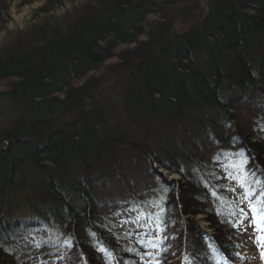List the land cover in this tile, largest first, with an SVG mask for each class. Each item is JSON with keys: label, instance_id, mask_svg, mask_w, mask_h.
<instances>
[{"label": "trees", "instance_id": "obj_1", "mask_svg": "<svg viewBox=\"0 0 264 264\" xmlns=\"http://www.w3.org/2000/svg\"><path fill=\"white\" fill-rule=\"evenodd\" d=\"M42 1L0 49V82L13 80L0 90V264L66 262L46 253L54 221L86 245L99 231L94 260L110 246L107 261H159L161 238L138 256L101 208L159 224L164 264L172 245L174 264H216L236 229L218 209L224 173L238 166L264 191V0H90L62 15L64 0Z\"/></svg>", "mask_w": 264, "mask_h": 264}, {"label": "rangeland", "instance_id": "obj_2", "mask_svg": "<svg viewBox=\"0 0 264 264\" xmlns=\"http://www.w3.org/2000/svg\"><path fill=\"white\" fill-rule=\"evenodd\" d=\"M90 0H73V2H69L68 0H64V3L62 6H58L55 10V13L57 15H62L64 14L68 9L71 8H75L76 6L80 5V4H85L86 2H88ZM5 4V6H7V11H8V19L7 22L4 26L3 29L0 30V49L2 48V46L6 43L7 38H9V36L16 34L17 32H21L23 31L26 26L32 21V16L34 11L43 3L42 0H38V1H34L30 4H22L21 0H3ZM4 6V7H5ZM73 6V7H72ZM129 47L131 48L132 45H121L119 47L116 48L115 52H119L122 49ZM116 62V58H110L105 62V65H109ZM101 70H98L96 72H92L90 73V75L92 74H98L100 73ZM13 81V80H8V81H4V82H0V90L5 89L8 84ZM79 83L78 81L74 82V84ZM247 118H245L246 120ZM163 175H165L167 177L168 180H177L179 179V175L175 174V173H170L164 169L160 170ZM246 174L243 175H239L238 177H242ZM233 180L235 181V179L233 178ZM240 182H242V179H239ZM255 200V199H253ZM113 208V207H112ZM240 208H244L245 211L247 212V202H239L238 204V212L240 214ZM111 211V209H110ZM110 211H106V210H102V208L100 210L96 209L95 213H96V219H100L101 215L105 214V213H110ZM113 212H115L114 210L111 211V214H113ZM242 219L241 221L239 220V234H237L236 230H231V234L228 233V237H231L230 239H227L228 241H231L233 243H235L236 245L239 246V250L242 252L241 253V257H240V262L241 264H264V260L260 259V251L261 249L259 247H257V243H256V236L258 235V233L254 232L253 228L249 226L250 223V219L249 218H245V216L241 215ZM188 219H192L189 218L188 216H186ZM195 220H197L199 226L201 228H203L204 230H207L209 228V223L204 219V215L202 214H198L196 215V217L194 218ZM69 229H71L73 227L72 224H69ZM209 230V229H208ZM211 230V229H210ZM68 231V230H65ZM212 231V230H211ZM69 234V232H67ZM264 234V233H261ZM129 239V237L126 235V237ZM179 245L176 246V248L173 251V256H169L166 260V264H174L175 262L172 260L174 258V256L176 254H178V252L180 251Z\"/></svg>", "mask_w": 264, "mask_h": 264}, {"label": "snow or ice", "instance_id": "obj_3", "mask_svg": "<svg viewBox=\"0 0 264 264\" xmlns=\"http://www.w3.org/2000/svg\"><path fill=\"white\" fill-rule=\"evenodd\" d=\"M243 188V184L240 185ZM255 195V200L252 197ZM247 202V212L244 208H240V214L245 216V218L250 219L249 226L253 228L254 232L258 233L256 236L257 246L261 249L260 251V259L264 260V191H261L259 194L253 193L251 190H245L243 192V196L241 198V202ZM145 215L141 213L135 219H129L127 221H123L122 223L136 224L138 227H144L140 225V216ZM157 230L159 231V224L156 225ZM133 235H137L139 233H132ZM144 237H151L150 239L144 241L148 246L152 248H156L157 244L160 241V237L157 233H149L145 232ZM142 237V240L143 238ZM145 256H150L151 253L145 252ZM239 253H236V256L239 257ZM158 264V261L156 262Z\"/></svg>", "mask_w": 264, "mask_h": 264}, {"label": "bare ground", "instance_id": "obj_4", "mask_svg": "<svg viewBox=\"0 0 264 264\" xmlns=\"http://www.w3.org/2000/svg\"><path fill=\"white\" fill-rule=\"evenodd\" d=\"M141 39H145V37L143 36V37H141ZM238 108L240 109L241 107H240V105H238ZM242 109V108H241ZM243 110V109H242ZM259 143H261L262 145L264 144L263 142H262V140L261 139H259ZM260 144V145H261ZM253 148V147H252ZM256 149H258L257 147H255ZM261 149H263V147L261 146ZM253 151H255L254 150V148L252 149ZM176 174V173H175ZM178 175V174H177Z\"/></svg>", "mask_w": 264, "mask_h": 264}]
</instances>
